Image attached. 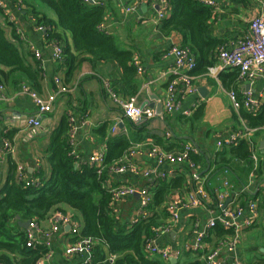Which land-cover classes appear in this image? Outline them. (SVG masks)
Segmentation results:
<instances>
[{
  "label": "crops",
  "instance_id": "crops-1",
  "mask_svg": "<svg viewBox=\"0 0 264 264\" xmlns=\"http://www.w3.org/2000/svg\"><path fill=\"white\" fill-rule=\"evenodd\" d=\"M1 1L6 3L10 13L7 17L0 8V22L6 37L17 42L21 52L27 55V60L32 64L37 62V68L41 72L39 89H31L42 97L55 92L59 85L54 78H60L64 85L65 67L60 66V61L52 59L51 42L46 40L44 32L36 28L35 19L29 11L34 9L33 11L49 18H54V15L38 0H23L22 12H18L14 7V3L20 0ZM95 1L104 8L101 30L114 37L118 49L131 52L130 64L136 69L134 83L137 85V91L132 94L136 104L153 108L154 115L135 125L124 116L122 108L114 101L112 94L121 99L129 95L126 91L118 93L111 88V83L121 79V70L114 61L101 63L96 69H92L87 63L80 65L72 80L68 84L65 83L68 90L56 95L52 111L40 115L42 131L37 133L34 132L35 128L27 126V120L37 115V108L32 99L20 92L21 83H3L0 90V184L8 174L9 157L15 163L19 177L25 181L39 180L49 174L46 149L64 114L72 117L74 150L78 157L76 162L79 164H87L90 155L105 148L106 138L98 134V129L102 126L105 125L108 137L120 134L130 136L134 152L129 155V164L152 170L151 174L145 178L129 169L124 173L109 170L107 181L114 185L133 184L142 187L149 180L162 178L158 176L160 172H165V179L180 167L174 163L158 165L153 157L148 156L147 152L151 147L170 152L180 150H169L153 144L151 134L166 135L169 142L187 140L183 145L190 143L193 148L194 142L201 150L197 153H203L207 158L212 157L214 151L219 150L216 146L217 138L223 140L229 133L240 130L245 125L242 120L238 122L234 118L233 112L236 110L232 107L227 92L234 90L238 97H242L245 91H249L259 102V106L264 102V77L258 76L252 83L241 79L236 82L231 81L234 69H223L211 74L207 67L205 71L193 74L195 92L186 96L177 110L166 112L162 101L169 70L173 65L172 58L166 54L172 44L183 45L182 34L176 30L161 28L163 18H157L156 4L140 2L132 12H124L119 0ZM213 1L215 6L212 7L211 35L223 41L222 47H230L243 38L247 33L249 19L264 9V0ZM168 15L167 8L164 18ZM14 34L17 37H13ZM35 52H38L39 56H35ZM214 58L216 61V54ZM137 67L140 71H137ZM22 83L28 84L26 80ZM199 109L201 116L194 124L178 120L181 116H191ZM187 111L190 112L189 115L184 114ZM9 132L13 133L11 140L6 137ZM250 138L255 156V160L252 158V171L239 161L233 162V168L215 172H212L213 167L210 171L209 168L204 171L207 162L205 166L198 163L197 177L192 178L191 172L189 173L186 189L170 192L167 201L178 196L186 200L188 192L195 186H202L209 196L207 201L195 207L181 208L178 219L168 231L162 232V228L159 229L154 238L155 244L159 247L170 246V257L176 259L180 251H190L188 255L185 253V256L182 253V261L198 256L203 260L205 254L220 244L219 259L222 264H235V260L242 264H264V128L251 131L249 140ZM7 141L10 148L6 150L3 145ZM224 182H227V185ZM219 194H224L222 202L219 200ZM252 201L255 203L257 215L250 227L241 229L237 234L232 252L224 245L232 235H220L215 227L208 231L200 250L196 252L190 248L194 237L193 229L201 230L211 214L214 215L224 207L247 208L248 203ZM138 202V195H133L115 204L122 220H132L139 206ZM61 208L71 213L81 226L75 216L77 213L66 206ZM37 224L43 229L48 228L46 218ZM74 239L68 227H62L50 236L54 264L83 262V258L77 255L64 254L65 246ZM108 257L106 253V259ZM168 259L166 261L169 262Z\"/></svg>",
  "mask_w": 264,
  "mask_h": 264
},
{
  "label": "trees",
  "instance_id": "trees-1",
  "mask_svg": "<svg viewBox=\"0 0 264 264\" xmlns=\"http://www.w3.org/2000/svg\"><path fill=\"white\" fill-rule=\"evenodd\" d=\"M49 8L54 18L39 14L34 9L29 12L35 23L46 28L45 38L61 45L60 66L64 68V85L67 86L80 65L87 63L92 69L107 61H114L121 70L120 81L111 83L114 92H127L128 97L136 93L134 83L136 69L130 64L131 52L117 48L114 37L101 30L104 19V8L99 2L86 0H38ZM169 15L162 19L161 28L176 30L182 34L183 45L190 49L196 58V66L192 74L200 73L215 63L216 50L223 41L211 35L213 8L201 4L198 0H166ZM15 36V34L13 35ZM17 42L9 40L3 24L0 22V84L28 82V87L38 90L40 70L37 62L30 63ZM231 81L240 80L234 70ZM230 81V82H231ZM66 83V84H65ZM31 89V90H32ZM124 90V91H123ZM126 99V98H124ZM201 110H196L191 116H181L183 123H195L200 119ZM234 118L242 120L248 128L259 130L264 128V102L255 111H249L241 106L233 112ZM69 116L61 117L58 128L53 132L50 144L46 149L49 174L39 180H29L26 185L16 171L13 160L8 158V174L0 184V264H36V261L46 252L43 245L27 246L25 229L18 224L22 221L38 222L47 218L54 210L65 212L61 207L72 209L80 217V234L97 238L99 242L93 250L90 263L78 264H169L158 255H150L146 249L149 239L155 238L160 228L166 226L169 215L165 209L168 195L172 191H183L187 187V176L190 173L186 164H178L177 169L168 178H157L147 181L146 186L152 194L147 217H141L136 222L124 221L117 209L111 205L110 194L104 188L107 174L118 161L129 155L132 150L130 136L120 134L108 137L105 125L98 129V134L106 138L105 160L103 170L97 175L87 164H79L70 154L71 147L68 134L71 129ZM167 119V117H165ZM133 125L134 122L131 121ZM12 132L6 134L12 139ZM153 144L165 149H181L187 140L169 142L166 135L151 134ZM254 147L250 140L239 139L234 144L223 143L219 150L214 151L209 159V171H220L233 168V162L245 164L253 170ZM191 160L205 166V155L194 153ZM77 163V166H75ZM255 172V171H254ZM41 175V174H40ZM191 175V174H190ZM215 196V195H214ZM73 212V213H74ZM168 221H167V220ZM220 235L233 234V230L216 225ZM114 256L113 262L106 259ZM194 252V251H193ZM197 252V251H196ZM185 256L190 251L182 252ZM181 251L174 264H205L198 257L182 261Z\"/></svg>",
  "mask_w": 264,
  "mask_h": 264
},
{
  "label": "built area",
  "instance_id": "built-area-1",
  "mask_svg": "<svg viewBox=\"0 0 264 264\" xmlns=\"http://www.w3.org/2000/svg\"><path fill=\"white\" fill-rule=\"evenodd\" d=\"M94 2V0H86ZM201 4L209 7H214L215 3L213 0H198ZM120 5L124 12H132L140 2H149L158 6L157 18L161 19L165 16V11L168 8L166 0H119ZM14 7L18 12L24 10V4L21 1H16ZM0 8L4 12V15L9 16V10L4 1L0 0ZM34 19V18H33ZM247 33L243 38L237 40L235 44L230 47H219L216 53V61L214 64L208 67V72L215 74L217 71L223 69H234L238 72V76L241 80L252 83L258 76L264 77V9L260 10L255 16L248 21ZM36 28L44 32L46 28L42 25L36 24ZM19 33V32H18ZM21 35V33H19ZM52 46V59L54 61L61 62V45L50 41ZM173 60V65L169 70V77L165 87V95L162 101V107L166 112H172L177 110L180 102L186 97L195 92V85L193 82L194 75L192 71L196 66L194 55L190 49L186 46L179 44H172L167 50V54ZM35 56H39L38 52H35ZM137 71L140 68L137 67ZM55 82L58 83L59 89L53 93L48 94L45 97L40 96L35 91L31 90L26 84H20V92L28 95L37 108V115L34 118L27 120V126L39 127L40 115L46 114L52 111L53 104L56 99V95L64 93L68 89L63 85L61 79L58 77L54 78ZM3 86L0 84V90ZM227 95L230 99L231 105L234 110H238L241 106L244 109L255 111L259 106V102L251 96L249 91H245L242 97H238V94L234 90H229ZM114 101L122 108L124 116L130 121L138 123L139 120L149 118L154 115V109L149 106H138L135 101V97H129L121 99L115 94H112ZM189 115L190 112L184 113ZM72 122V117L69 118ZM73 127V124H71ZM71 127L68 134V142L71 147V152L76 161L78 159L77 154L74 150L73 140V128ZM253 129L248 128L246 125L242 129L229 133L223 140L217 138L216 146L220 149L223 143L234 144L239 139L249 140L250 133ZM4 148L9 149V142L4 143ZM133 150L130 151L129 155L133 154ZM197 153V150L193 148L192 144H185L182 149L176 152L165 151L159 147H151L147 154L153 157L158 165L165 163L170 164H186L191 172V177L196 178L197 165L194 163L190 155ZM129 155L122 157L118 161V165L111 168L119 173H124L126 170H131L134 174L147 178L152 170L141 169L136 165L129 164ZM252 158L255 160V156ZM105 160V148L92 154L88 158V164L94 169L97 175H100L103 170V162ZM78 163V162H77ZM159 177L164 178L165 172H160ZM26 185L29 183L25 181ZM227 185V182H224ZM104 188L108 190L111 198V205L116 208V203L121 200L131 197L134 194L138 195L139 206L137 211L132 218L131 222H136L141 217H147L151 211L148 206L152 200V194L148 187H138L133 184H109L108 181L104 183ZM187 199L183 200L181 197L170 198L165 203V209L169 215V223L162 227V232L168 231L172 227V223L178 219L179 210L183 207H195L198 204L208 200V192L202 186H195L187 194ZM224 194H219V200L222 202ZM218 202V203H221ZM257 215L255 203L249 202L247 208L238 206L236 208H221L219 212L214 215L211 214L205 222L201 230L193 229V240L191 241L190 248L194 251H198L203 247V240L208 234L210 229H213L216 225H221L225 229L233 230V234L227 242L224 243L226 249L232 252L235 247L237 234L243 228H248L253 224V219ZM48 228H41L37 222L30 221L29 226L25 229L26 234V245L36 246L43 245L46 247V252L36 261V264H54L53 263V252L50 243V236L60 230L62 227H68V230L75 239L69 242L65 246L64 254L66 256L77 255L83 258L84 263H90L93 256V250L96 244L99 242L97 238L91 236H82L80 234V225L72 216L71 213L63 212L60 210H54L47 216ZM242 219V221H239ZM146 249L150 255H158L162 259H168L171 256L172 249L170 246L159 247L155 244V239L151 238L146 243ZM221 245L214 247L211 251L204 255L203 261L205 264H222L219 259ZM110 262H113L114 256L108 257ZM235 264H242L238 260H235Z\"/></svg>",
  "mask_w": 264,
  "mask_h": 264
},
{
  "label": "water",
  "instance_id": "water-1",
  "mask_svg": "<svg viewBox=\"0 0 264 264\" xmlns=\"http://www.w3.org/2000/svg\"><path fill=\"white\" fill-rule=\"evenodd\" d=\"M161 108V106H159V109ZM144 121V119H141V120H139V122L138 123H140V122H143ZM42 122H41V124H40V126L39 127H36L35 128V131L34 132H40V131H42ZM190 141H191V139L190 138H188ZM193 142V141H192ZM193 145H194V147L197 149V151L198 152H201V150L199 149V147L193 142ZM205 159H206V162H207V167H206V169L204 170V171H207V169L209 168V160H208V158L207 157H205ZM135 196H137V194H134ZM17 221H18V224H19V226L21 227V228H23V229H26L28 226H29V223H30V221L29 220H25V221H22V220H20L19 218H17ZM169 262L171 263V264H174V262L176 261V259L174 258V257H170L169 259Z\"/></svg>",
  "mask_w": 264,
  "mask_h": 264
},
{
  "label": "rangeland",
  "instance_id": "rangeland-1",
  "mask_svg": "<svg viewBox=\"0 0 264 264\" xmlns=\"http://www.w3.org/2000/svg\"><path fill=\"white\" fill-rule=\"evenodd\" d=\"M20 1L22 2V4H24V3H23V0H20ZM75 216H76V218H77L78 220H80V217H79L78 214H76Z\"/></svg>",
  "mask_w": 264,
  "mask_h": 264
}]
</instances>
